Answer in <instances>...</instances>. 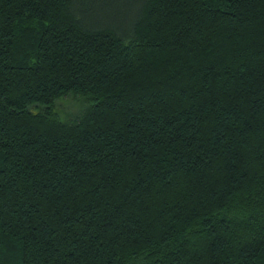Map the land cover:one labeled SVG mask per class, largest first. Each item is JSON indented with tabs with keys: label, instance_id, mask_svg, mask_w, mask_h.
I'll return each mask as SVG.
<instances>
[{
	"label": "trees",
	"instance_id": "obj_1",
	"mask_svg": "<svg viewBox=\"0 0 264 264\" xmlns=\"http://www.w3.org/2000/svg\"><path fill=\"white\" fill-rule=\"evenodd\" d=\"M0 264H264V0H0Z\"/></svg>",
	"mask_w": 264,
	"mask_h": 264
},
{
	"label": "rangeland",
	"instance_id": "obj_2",
	"mask_svg": "<svg viewBox=\"0 0 264 264\" xmlns=\"http://www.w3.org/2000/svg\"><path fill=\"white\" fill-rule=\"evenodd\" d=\"M98 13H100V18H102L101 20L104 22H111V20L113 19V14L114 11L112 10H97ZM110 16V17H106V16ZM98 17V19H99ZM110 20H108V19ZM80 98H74V97H67L66 99L60 101L58 103V111L61 115L62 118H64V120H69L72 117H75L76 115L79 114L80 111Z\"/></svg>",
	"mask_w": 264,
	"mask_h": 264
}]
</instances>
